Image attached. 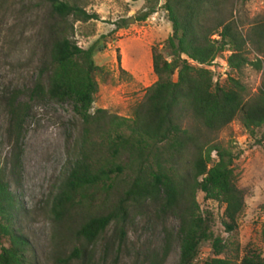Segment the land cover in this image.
<instances>
[{"label": "trees", "instance_id": "obj_1", "mask_svg": "<svg viewBox=\"0 0 264 264\" xmlns=\"http://www.w3.org/2000/svg\"><path fill=\"white\" fill-rule=\"evenodd\" d=\"M47 1L45 56L35 80L25 92L12 89L0 97L6 116L4 136L10 143L7 163L0 164V238L7 242L5 246L0 243V264L25 262L27 243L10 228L15 199L5 177L6 173L18 174L20 169L29 102L44 97L68 102L81 123L76 155L49 202L52 222L64 224L72 212L81 211L99 196L103 204L115 180L126 170L130 173L128 183L116 191L109 208L98 205L80 215L72 231L80 246L60 259L61 264L84 256L83 243L93 242L109 224H114L112 238L118 249L124 238L128 206L144 203L176 219L177 264H191L202 242H208L211 256L201 264H264L260 252L247 249L239 257L237 243L214 236L209 214L202 213L195 200L199 191L204 199L221 203L222 225L225 231H233L243 209L242 192L233 180L235 155L209 135L237 116L249 134L264 125V20L252 21L241 32L233 17L208 21L206 10L217 0H161L171 28L164 41L166 53L150 49L155 80L126 118L99 108L90 111L97 91L94 78L102 68L93 60L95 43L81 48L70 39L69 20L82 23L96 19V14L87 13L74 1ZM151 12L152 8L139 19ZM224 51L228 52L225 63L231 72L240 74L246 65L262 70L256 92L249 94L239 78L232 76H227L223 85L212 81L206 66ZM249 51L254 55L252 60L246 56ZM44 73L46 84L42 85ZM22 94L26 99H20ZM183 121H188L185 127L181 126ZM260 140H264V131ZM260 239L264 244V222ZM228 250H232L230 254Z\"/></svg>", "mask_w": 264, "mask_h": 264}, {"label": "rangeland", "instance_id": "obj_2", "mask_svg": "<svg viewBox=\"0 0 264 264\" xmlns=\"http://www.w3.org/2000/svg\"><path fill=\"white\" fill-rule=\"evenodd\" d=\"M68 1H74L87 13L97 16L82 23L69 20L72 24L70 39L81 48L95 43L93 60L102 68L94 78L97 91L90 111L99 108L120 117H130L145 88L155 80L151 72L150 49L166 53L163 46L171 28L161 6L163 1ZM150 8L153 12L145 19H139ZM47 12V0H0V97L12 89L25 92L35 80L45 56ZM205 14L209 22L215 17H233L243 32L252 21L264 20V0L243 3L217 0ZM129 17L132 21L126 23ZM227 54V51L220 53L206 66L211 71L212 81L223 85L226 77L232 76L239 78L249 94L256 92L263 77L262 70L256 71L246 65L240 74L231 72L225 63ZM246 56L252 60L254 55L249 51ZM41 83L46 84V73L42 74ZM24 96L22 94L20 99H26ZM29 104L19 155L20 169L18 174L6 173L5 177L15 199L10 228L27 243L24 264H61L60 259L73 247L80 246L72 233L80 215L90 213L98 205L109 208L116 191L128 183L130 173L126 170L115 180L108 197L104 198V205L99 202L102 198L99 196L81 211L72 212L66 224L56 225L48 213L49 202L55 185L76 155L81 123L68 102L57 103L44 97ZM187 123L183 121L181 126L185 127ZM5 128L6 116L0 107V164L7 163L10 147L4 136ZM263 131L264 125L249 134L237 116L209 135L213 142L230 148L235 155L233 180L242 192L243 209L235 219L232 232L225 231L222 225L223 205L195 192L199 210L210 216L213 235L237 243L239 257L247 249L264 255V244L260 239L261 223L264 222V140H260ZM211 158L215 159L213 152ZM113 228L114 224H109L93 242L83 243L84 256L72 259L68 264H177V221L173 215L159 214L149 203L128 206L123 224L124 238L118 249L112 238ZM0 243L5 246L6 239L0 238ZM231 251L228 250V254ZM210 256L208 242H202L191 264H201Z\"/></svg>", "mask_w": 264, "mask_h": 264}, {"label": "water", "instance_id": "obj_3", "mask_svg": "<svg viewBox=\"0 0 264 264\" xmlns=\"http://www.w3.org/2000/svg\"><path fill=\"white\" fill-rule=\"evenodd\" d=\"M130 21H132V18L129 17L127 20H126V23H129Z\"/></svg>", "mask_w": 264, "mask_h": 264}]
</instances>
